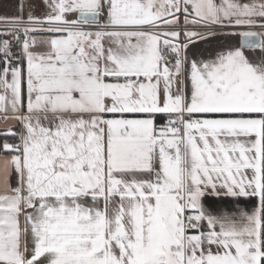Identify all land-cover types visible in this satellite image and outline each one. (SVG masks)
<instances>
[{
    "label": "snow or ice",
    "instance_id": "snow-or-ice-1",
    "mask_svg": "<svg viewBox=\"0 0 264 264\" xmlns=\"http://www.w3.org/2000/svg\"><path fill=\"white\" fill-rule=\"evenodd\" d=\"M42 2L0 15V264H264V0Z\"/></svg>",
    "mask_w": 264,
    "mask_h": 264
},
{
    "label": "crops",
    "instance_id": "crops-1",
    "mask_svg": "<svg viewBox=\"0 0 264 264\" xmlns=\"http://www.w3.org/2000/svg\"><path fill=\"white\" fill-rule=\"evenodd\" d=\"M22 3H26V6L24 8V12L27 13L29 11V6L34 5L33 12L35 15H42L44 14L47 9L45 7V4L42 2V0H21ZM5 3L15 5L16 0H0V15H11L15 12L14 7L5 8ZM222 41L220 40H213L210 41L207 45L200 44L197 45L196 48H193L190 50V52L193 53H199L203 56H207L210 53H212L217 47L221 45ZM228 43H235V41H228ZM9 125H15L14 121H5L3 119H0V131H3L6 129ZM3 153H0V160L3 159ZM13 182L15 180V177L10 178ZM0 180H2V177H0ZM211 200H215V198H210ZM217 206L220 208H234L236 205L230 200V198H225L223 202H218ZM239 207H250V205L240 204Z\"/></svg>",
    "mask_w": 264,
    "mask_h": 264
},
{
    "label": "trees",
    "instance_id": "trees-1",
    "mask_svg": "<svg viewBox=\"0 0 264 264\" xmlns=\"http://www.w3.org/2000/svg\"><path fill=\"white\" fill-rule=\"evenodd\" d=\"M3 139H4V137H3V136H0V142H2V141H3Z\"/></svg>",
    "mask_w": 264,
    "mask_h": 264
},
{
    "label": "built area",
    "instance_id": "built-area-1",
    "mask_svg": "<svg viewBox=\"0 0 264 264\" xmlns=\"http://www.w3.org/2000/svg\"><path fill=\"white\" fill-rule=\"evenodd\" d=\"M0 27H3V25H2V24H0Z\"/></svg>",
    "mask_w": 264,
    "mask_h": 264
}]
</instances>
